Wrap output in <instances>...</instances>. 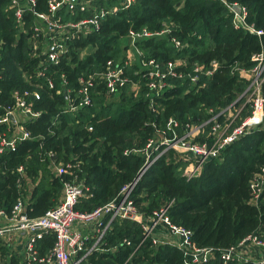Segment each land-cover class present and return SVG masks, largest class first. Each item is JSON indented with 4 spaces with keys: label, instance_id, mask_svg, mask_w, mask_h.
<instances>
[{
    "label": "trees",
    "instance_id": "1",
    "mask_svg": "<svg viewBox=\"0 0 264 264\" xmlns=\"http://www.w3.org/2000/svg\"><path fill=\"white\" fill-rule=\"evenodd\" d=\"M47 1L36 0V11H46ZM119 1L93 0L97 11L115 6L118 10L105 15L97 32L70 44L57 65L45 62L46 75L37 78L39 58L33 56L29 29L33 19L26 14L24 27L17 26L10 0H0V119L14 105L16 91L39 94V99L26 98L32 114L18 116L29 138L18 142L14 151L0 154L1 209L8 211L21 199L28 217H40L60 202L63 182L74 181L84 192L75 209L90 212L118 200L121 188L137 178L144 164L141 151L169 119L179 123V136L187 125H204L195 141L212 143L209 132L215 121L223 124L230 110L241 108L234 128L250 115L251 108L243 106L250 81L241 71L252 69V57L264 51V0H226L246 9L247 24L262 31L260 37L236 29L232 13L218 1L133 0L127 8ZM93 11L72 15L63 9L62 16L83 19ZM130 31L151 34L135 41L141 56L135 53L131 65L125 63ZM141 58L161 66L180 63L177 76L166 78L167 87L153 106L148 80L141 77ZM107 61L120 65L130 83L108 95L97 81L90 105L79 106L78 79L102 71ZM208 70L212 74L207 75ZM262 79L264 97V72ZM14 129L12 123H0V135L10 137ZM66 164L71 165L68 173L57 175L56 167ZM187 165L177 152L163 153L138 179L133 204L143 218L170 204L171 223L190 230L196 246L213 249L214 258L207 264H237L223 263L219 252L254 232L264 240V185L258 204L250 189L251 180L264 168V119L206 161L190 180L183 176ZM143 237L140 223L115 219L97 250L80 264H183L181 252ZM54 240L47 234L36 241L39 256L50 251ZM19 261L13 255L12 262Z\"/></svg>",
    "mask_w": 264,
    "mask_h": 264
},
{
    "label": "built area",
    "instance_id": "2",
    "mask_svg": "<svg viewBox=\"0 0 264 264\" xmlns=\"http://www.w3.org/2000/svg\"><path fill=\"white\" fill-rule=\"evenodd\" d=\"M93 0H48L46 11H36V0H10V9L13 10L15 23L23 28L26 24L25 15L32 17L31 43L39 63L35 68L37 78L45 77L47 66L45 62L57 65L69 52V45L77 40L86 37L92 32L100 29L101 20L107 13H115L118 7L110 10L104 8L98 11L92 4ZM222 3L233 15V26L236 29H243L250 34L260 37L263 32L255 29L254 25L247 24V11L237 3H228L226 0H213ZM133 0H122L124 8L129 7ZM121 6V0L119 1ZM240 7L239 11L236 10ZM63 9L74 15L77 10L85 12L94 9L90 16L83 19L65 20L62 16ZM26 32V30H24ZM167 30L159 34L165 33ZM150 33L129 32L130 49L127 52L126 64L131 65L135 53L141 56L135 48V41L141 37H149ZM175 47L180 43L173 40ZM252 61L255 63L249 71H241V76L250 81V85L244 92L246 100L243 106L251 108L249 116L244 118L240 124L232 128L233 123L239 117L241 108L230 110L224 116L223 124L214 122L209 136L213 137L212 143H199L195 141L202 126H186L185 132L179 136L177 129L179 123L169 119L165 127L156 131V137L147 141L145 148L141 151L144 156V164L137 178L130 184L123 186L119 192V199L113 200L90 212H80L75 209L79 199L84 195L83 188L74 181L63 182V194L60 202L44 215L37 218L28 217L24 203L17 199L8 210L0 208V264H15L12 262L13 255L20 258L16 264H80L81 260L97 250L108 224L115 220H130L140 223L143 230V240L151 238L154 245H168L179 252L183 257V264H207L214 258V251L211 248H202L194 244L192 232L181 226L171 223L167 215L169 205L156 210L148 218H143L131 200V194L138 179L142 174L168 150H173L188 162L183 171L186 180L196 177L202 165L213 158L228 145L236 141L240 136L247 134L252 128L260 125L264 119V97L261 94L262 74L264 72V51L254 55ZM179 62H168L161 66L154 60L139 59L141 77L147 79L146 86L151 93V106L154 100L167 87L166 78L177 76L175 72ZM215 67V64H213ZM201 70L196 68V71ZM139 72V73H140ZM212 74V70L206 72ZM48 87L54 88V82L50 77L46 78ZM99 81L105 92L110 95L123 88L130 80L123 73L120 65L107 61L102 71L80 77L78 91L80 100L79 106H88L91 103V89ZM136 84H132V87ZM32 95L39 99L35 91L18 92L13 95L14 105L6 108L5 115L0 123L15 126L10 137L0 135V154L14 151L18 142L29 138V133L19 124V112L26 115L32 114L31 104L26 98ZM242 106V107H243ZM75 106L71 105V109ZM154 110V108H152ZM130 152L125 151L124 155ZM70 164L56 167V174L68 173ZM22 171V167L18 169ZM264 185V168L250 182V189L254 203L258 204ZM107 220L106 225L103 222ZM47 234L54 235V244L50 251L39 256L36 249V241ZM93 243L87 247V244ZM4 252V254H3ZM219 259L223 263L237 264H264V240L257 234L251 233L245 236L237 245L223 249L219 252Z\"/></svg>",
    "mask_w": 264,
    "mask_h": 264
},
{
    "label": "water",
    "instance_id": "3",
    "mask_svg": "<svg viewBox=\"0 0 264 264\" xmlns=\"http://www.w3.org/2000/svg\"><path fill=\"white\" fill-rule=\"evenodd\" d=\"M239 9H240V7L238 6V7L236 8V10L239 11Z\"/></svg>",
    "mask_w": 264,
    "mask_h": 264
}]
</instances>
